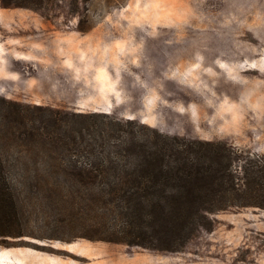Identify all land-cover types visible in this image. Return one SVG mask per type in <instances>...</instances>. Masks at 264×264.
<instances>
[{
    "label": "rangeland",
    "instance_id": "obj_1",
    "mask_svg": "<svg viewBox=\"0 0 264 264\" xmlns=\"http://www.w3.org/2000/svg\"><path fill=\"white\" fill-rule=\"evenodd\" d=\"M46 1H0V96L264 154V0ZM36 216L30 227L44 239L0 237V256L17 264H264L257 207L206 213L182 241L163 229L162 249L80 236L99 230L61 220L58 207Z\"/></svg>",
    "mask_w": 264,
    "mask_h": 264
},
{
    "label": "trees",
    "instance_id": "obj_2",
    "mask_svg": "<svg viewBox=\"0 0 264 264\" xmlns=\"http://www.w3.org/2000/svg\"><path fill=\"white\" fill-rule=\"evenodd\" d=\"M0 1L4 7L47 3ZM78 27L86 30L81 21ZM246 153L109 113L0 96V237L44 239L30 220L58 207L61 220L99 230L80 236L162 249L163 229L182 241L206 213L264 210V154ZM146 221L153 234L144 232ZM0 264L17 260L0 256Z\"/></svg>",
    "mask_w": 264,
    "mask_h": 264
}]
</instances>
